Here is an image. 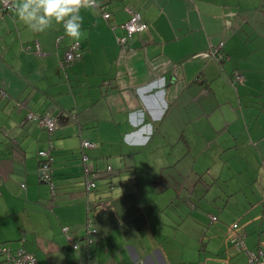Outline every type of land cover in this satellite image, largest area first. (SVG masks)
<instances>
[{
  "label": "crops",
  "instance_id": "1",
  "mask_svg": "<svg viewBox=\"0 0 264 264\" xmlns=\"http://www.w3.org/2000/svg\"><path fill=\"white\" fill-rule=\"evenodd\" d=\"M14 3L0 7V242L23 245L37 264H248L229 235L237 222L248 248L264 242V0H98L95 12L81 13L87 38L66 68L60 61L74 41L63 27L32 32ZM131 11L148 26L123 47ZM30 112H49L54 133ZM83 140L94 142L84 151L99 169L91 191ZM154 145L162 167L198 175L195 189L219 185L221 220L207 225L201 209L213 207L196 202L195 189L181 222L174 211L153 219L159 208L142 202L137 164ZM193 146L203 147L199 158ZM41 150H50L54 188L43 179ZM126 177L136 182L123 191ZM90 214L93 239L84 231Z\"/></svg>",
  "mask_w": 264,
  "mask_h": 264
},
{
  "label": "built area",
  "instance_id": "2",
  "mask_svg": "<svg viewBox=\"0 0 264 264\" xmlns=\"http://www.w3.org/2000/svg\"><path fill=\"white\" fill-rule=\"evenodd\" d=\"M0 7L3 10L10 9L12 7V0H0ZM99 9L105 18H109L111 16V13L106 9V6L101 5L99 6ZM121 26L124 32L118 37V41L123 47H127L131 36L136 32L145 30L148 25L139 12L131 11L129 19ZM223 44V41L219 42V44L214 47L212 51V55L217 59L224 58ZM35 50L37 52L41 51L38 42L35 43ZM81 55V42L74 41L66 51L64 58L60 61V66L62 68L70 66V64L77 58L81 57ZM233 79L234 82H240L244 79V75L243 73L236 71L234 73ZM28 118L38 120L40 125L45 128L50 133V135H52L56 129V120L49 112H43L40 114L30 112L28 114ZM92 146H94V142L90 140L82 141V161L84 165L83 171L85 175V187L88 191H91L95 188V177L99 172V169L95 166L94 162L91 161L90 156L84 151L85 148ZM38 155L41 158L43 157L41 162V172L43 179L49 181L52 185V188H54L52 174L51 172L47 171V168L51 164L50 150H41L38 152ZM108 169H111V166H108ZM238 226V223L233 225L232 232L229 235V241L245 252L248 259V264H264V242L256 249L248 248ZM86 227L88 236L96 231L93 218H87ZM67 229L68 227H64L65 231H67ZM73 246L74 248L78 247L77 243H74ZM0 264H37V258L33 253L27 251L21 244L13 242H0ZM76 264H97V260L93 257H89L86 260L77 261Z\"/></svg>",
  "mask_w": 264,
  "mask_h": 264
},
{
  "label": "rangeland",
  "instance_id": "3",
  "mask_svg": "<svg viewBox=\"0 0 264 264\" xmlns=\"http://www.w3.org/2000/svg\"><path fill=\"white\" fill-rule=\"evenodd\" d=\"M218 108V106L216 107V109ZM221 113V111H218L217 114L219 115ZM241 115V112L239 113V116ZM203 148L198 147V146H193V151L195 154V157L199 158L200 155L198 154L199 150ZM178 149V147H176V150ZM142 156H139L138 158V164H137V168L139 171V178L137 183L140 184V188H142L141 193L142 194V202L143 203H152V204H156L155 207H158L159 210L154 213V218L153 219H157L158 222H161V219H165L166 217H168V214L172 212V214H170V216L172 217V215L174 216V212H179L180 215L175 214V218H177L176 220H179L181 222V218H185L183 216H185L188 212L189 209L183 207L184 202L187 200L188 198V190L193 192L195 189V181H196V177H198V175H194L192 174L190 178H188L187 176L183 177L182 174H178L179 172L177 171V168H174V166L171 164L169 166H165L162 167L164 165L165 161H160V159L163 157H165L162 154V146L158 145H154V146H147L146 148H144V150L142 151ZM201 154V153H200ZM43 158V157H42ZM162 158V159H163ZM215 160V159H214ZM115 168V167H114ZM102 169V168H100ZM107 169V167H105V169H103V171H105ZM42 170V167H41ZM109 170V169H107ZM48 172L52 173V168H51V164L50 166L47 168ZM172 174L174 175V178H172ZM181 177V178H179ZM98 180V179H97ZM206 182L208 181L209 183L212 181L211 177L206 176L205 177ZM133 181L136 182L135 178L134 179H128L127 177L124 178L123 183H122V189L127 190V189H131V187L134 186ZM180 183H178V182ZM96 182V180H95ZM117 183H115L116 185ZM136 184V183H135ZM184 186V189H180L179 190V195H177L176 191H174V189H176L178 186ZM201 185L203 186V184L201 183ZM169 186L167 189H164V191H160L157 192V189L155 187L158 188H164ZM211 187V186H210ZM219 188V185L216 184L214 187H211L208 189V187L205 186L204 192H202V190L199 191V189H201V187H197L195 190V196L198 197V200L196 202H201L202 203H210L212 205V210H209L207 208H203L201 210H203L204 214H207V217L209 218V220L207 221V225L208 226H213V223L211 222L210 219H212L213 221H215V223L219 220H221L222 218L220 217V207L221 206H216V198H219L217 194H215L216 189ZM138 189V187H136ZM200 192V193H199ZM144 195V196H143ZM240 196V200H242V195ZM148 202V203H147ZM215 202V204H214ZM154 207V208H155ZM150 211V208H149ZM198 211V210H197ZM197 211H193V212H197ZM178 216V217H177ZM90 217L93 218V216L90 214ZM215 217V218H214ZM219 219V220H218ZM167 220L165 219L164 222H166ZM179 221H176L177 223L180 224ZM237 223V222H236ZM166 231L169 230V228H166ZM184 229H187V227H184L181 223V228L180 231H183ZM84 231L85 233H87V228L86 225L84 224ZM92 235L94 234H90V238H92ZM93 239V238H92ZM84 244H91L92 241H88L87 238L84 237V239L81 240ZM81 241H77L74 240V243H77V245H79L80 247V242ZM173 248L176 247L173 246ZM247 264V261L244 263Z\"/></svg>",
  "mask_w": 264,
  "mask_h": 264
},
{
  "label": "clouds",
  "instance_id": "4",
  "mask_svg": "<svg viewBox=\"0 0 264 264\" xmlns=\"http://www.w3.org/2000/svg\"><path fill=\"white\" fill-rule=\"evenodd\" d=\"M98 0H15L17 18L30 31L43 33L61 25L65 34L75 42L87 38L83 30L82 11L95 12Z\"/></svg>",
  "mask_w": 264,
  "mask_h": 264
},
{
  "label": "trees",
  "instance_id": "5",
  "mask_svg": "<svg viewBox=\"0 0 264 264\" xmlns=\"http://www.w3.org/2000/svg\"><path fill=\"white\" fill-rule=\"evenodd\" d=\"M43 158H41V160H42Z\"/></svg>",
  "mask_w": 264,
  "mask_h": 264
}]
</instances>
